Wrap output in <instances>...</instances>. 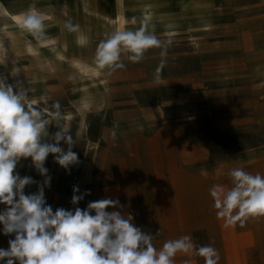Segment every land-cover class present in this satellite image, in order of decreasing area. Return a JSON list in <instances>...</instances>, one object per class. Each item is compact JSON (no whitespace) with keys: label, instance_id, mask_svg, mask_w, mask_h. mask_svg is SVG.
I'll return each mask as SVG.
<instances>
[{"label":"rangeland","instance_id":"1","mask_svg":"<svg viewBox=\"0 0 264 264\" xmlns=\"http://www.w3.org/2000/svg\"><path fill=\"white\" fill-rule=\"evenodd\" d=\"M92 1L77 0V10L66 12L58 2L41 3L60 31L42 42L34 39L30 48L0 53V75L6 82L28 89L29 99L41 110L51 111L58 101L61 123L76 141L79 163L69 170L53 154L45 161L51 177L44 190L46 203L53 211L74 210L118 199L122 207L115 210L152 234L158 250L165 241L188 235L196 248H216L218 264H225L220 261L227 254L259 258L257 263L264 264V217L249 219L242 227L239 222L227 225L217 218L209 193L214 184L231 187L227 173L235 167L264 175V53L256 51L264 42L252 35L264 27L249 21L263 9L243 0L237 6L196 0L209 3L215 18H236L211 23L212 14L195 13L187 3L150 0L154 9L145 15L143 0ZM179 8L188 26H181ZM67 19L80 25L79 32L63 28ZM143 20L159 39L170 42L160 78H155L162 59L159 48L149 49L140 63L125 58L123 69L97 74L93 57L99 41L117 28L135 30ZM59 46L60 54L55 52ZM82 61L96 71L78 69L76 62ZM54 123L48 126L50 134L58 130ZM16 171L37 182L26 186L25 194L36 193L45 179L31 158L21 159ZM74 186L78 195L90 192L77 205L71 203ZM5 207L0 204V210ZM2 228L0 248L7 249L14 235L5 236ZM186 261L204 264L195 251L175 257V264Z\"/></svg>","mask_w":264,"mask_h":264},{"label":"clouds","instance_id":"2","mask_svg":"<svg viewBox=\"0 0 264 264\" xmlns=\"http://www.w3.org/2000/svg\"><path fill=\"white\" fill-rule=\"evenodd\" d=\"M48 19L46 12L30 5L17 17V27L42 42L46 39ZM131 23H137L135 17ZM63 28L76 33L80 25L67 19ZM169 43L159 39L149 30L148 21L143 20L135 30L117 28L106 33L96 46L93 63L97 74L110 75L125 67V58L140 63L149 49L159 48L162 59L155 74L159 79ZM35 103L29 99L28 89L19 82L7 83L0 75V204L7 206L0 210V225L5 236L14 235V239L8 240L7 249L0 248L3 264H175L178 253L193 251L203 258L204 264H218L220 256L216 248L211 245L196 248L188 235L169 239L158 250L152 234L136 226L130 215L125 218L121 211L115 210L122 207L118 199L92 201L84 209L60 207L53 211L45 199L44 190L51 180L45 161L53 154L54 161L69 170L79 163V158L73 151L76 141L68 126L61 123L60 103L52 104L51 111L41 110ZM53 121L58 130L50 134L48 126ZM61 141L67 149L61 146ZM28 158L45 177L33 194H25L24 189L37 182L29 176L21 177L16 171L21 159ZM227 175L231 187L214 184L209 189L217 218L232 226L239 222L242 227L249 219L264 217V175L240 167L230 169ZM79 192V187L74 186L72 205L90 194L86 191L78 195ZM108 208L114 210L107 211Z\"/></svg>","mask_w":264,"mask_h":264},{"label":"bare ground","instance_id":"3","mask_svg":"<svg viewBox=\"0 0 264 264\" xmlns=\"http://www.w3.org/2000/svg\"><path fill=\"white\" fill-rule=\"evenodd\" d=\"M143 1L145 2V7L142 9V12L148 15L154 7L149 3L150 0ZM53 2H58L65 12L67 10L76 11L78 8L77 0H0V45H2L3 51H19L21 48H30L33 46L34 38L27 33H22L17 27V17L27 10L30 5H35L37 10L48 14L46 38H54L57 32L60 31L55 17L49 9L44 10L41 8V3L53 5ZM120 10L123 11V7ZM55 52L60 54L62 48L59 46ZM76 66L80 70L88 72L96 71V69L91 67L90 62H76Z\"/></svg>","mask_w":264,"mask_h":264},{"label":"crops","instance_id":"4","mask_svg":"<svg viewBox=\"0 0 264 264\" xmlns=\"http://www.w3.org/2000/svg\"><path fill=\"white\" fill-rule=\"evenodd\" d=\"M220 1L223 4H227L228 3L231 6H237L238 3H239L238 0H220ZM243 1H245L246 4L253 5V7L256 10H262L263 9V11L261 13H257L255 15H252V17L249 19V21L252 22V25L253 24L255 25L258 22H260L259 23V27L263 28L264 27V0H243ZM165 2L168 3V4H174V5H180V6L187 3V5H189V7L192 8V11L195 12V13H200V14L209 13V14H212V18H211V21H210L211 23L214 21V19H215L214 23H223L224 21L228 22V21H234L236 19L234 15H226V16L218 15L215 18L214 14L212 13V7H211V5L209 3L208 4H206V3H200L199 4V3L196 2V0H165ZM158 4H159V1H158ZM183 12H184V10H181V9L178 11L179 21L182 24L181 26H188L185 23L184 19H183V15H184ZM225 26H223V27H225ZM252 35H253V38L255 40H260V41L263 40V42H264V29L262 31H260V32H254V33H252ZM256 48H258L256 50L257 52L264 53V47L263 46H257ZM220 230H221V228H220ZM208 231H209V229H207V232ZM220 236H221V234H220ZM220 236H219V241H220ZM232 242H233L232 243L233 245L236 244V242L234 240H232ZM220 247H221V244H220ZM229 256H231V255L227 254L228 258H225V259L221 260L220 262H224L225 264H245V263H248V262L249 263L253 262V263H250V264H259V263H257V259H259V258H231ZM203 263H204V260H203Z\"/></svg>","mask_w":264,"mask_h":264}]
</instances>
